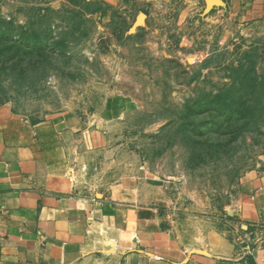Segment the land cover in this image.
Here are the masks:
<instances>
[{
    "label": "rangeland",
    "instance_id": "374dc122",
    "mask_svg": "<svg viewBox=\"0 0 264 264\" xmlns=\"http://www.w3.org/2000/svg\"><path fill=\"white\" fill-rule=\"evenodd\" d=\"M100 6L75 16L82 21L72 32L67 0H0V30H9L0 39V105L32 121L65 111L93 118L111 170L122 162L162 185L175 232L236 224L230 206L241 176L264 154V37L242 33L208 0H155L144 15ZM22 26L47 36L43 52L19 41ZM240 67L254 80L246 118L205 101ZM82 171L85 186L105 185Z\"/></svg>",
    "mask_w": 264,
    "mask_h": 264
},
{
    "label": "crops",
    "instance_id": "0c3cea01",
    "mask_svg": "<svg viewBox=\"0 0 264 264\" xmlns=\"http://www.w3.org/2000/svg\"><path fill=\"white\" fill-rule=\"evenodd\" d=\"M98 1L142 12L155 0ZM219 4L242 33L264 37V0ZM92 119L65 111L32 121L0 105V264H264V154L241 176L236 224L180 234L160 183L122 162L111 170ZM84 167L105 185L85 186Z\"/></svg>",
    "mask_w": 264,
    "mask_h": 264
},
{
    "label": "trees",
    "instance_id": "16d2710c",
    "mask_svg": "<svg viewBox=\"0 0 264 264\" xmlns=\"http://www.w3.org/2000/svg\"><path fill=\"white\" fill-rule=\"evenodd\" d=\"M73 13L70 17L72 32L79 30L81 26L80 19H76L84 12L95 13L102 9L98 0H67ZM76 16V18H75ZM30 27V26H29ZM25 28L22 26L21 32L18 34L19 41L26 42L31 49H36L39 53L45 50V40L47 36L42 34V31L33 28ZM9 30H0V39L8 40ZM59 40L53 42L57 44ZM254 80L249 77L247 71L242 67L235 68V78L233 82L215 93L206 94L205 101L218 105L227 113L235 114L240 118H246L251 115L250 104L247 102L246 93L253 87ZM237 84V85H235Z\"/></svg>",
    "mask_w": 264,
    "mask_h": 264
},
{
    "label": "water",
    "instance_id": "95a60500",
    "mask_svg": "<svg viewBox=\"0 0 264 264\" xmlns=\"http://www.w3.org/2000/svg\"><path fill=\"white\" fill-rule=\"evenodd\" d=\"M208 3H219V0H208ZM140 15H144V13H140Z\"/></svg>",
    "mask_w": 264,
    "mask_h": 264
}]
</instances>
